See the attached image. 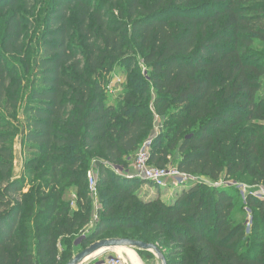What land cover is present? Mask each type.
<instances>
[{
    "label": "trees",
    "instance_id": "obj_1",
    "mask_svg": "<svg viewBox=\"0 0 264 264\" xmlns=\"http://www.w3.org/2000/svg\"><path fill=\"white\" fill-rule=\"evenodd\" d=\"M43 2L40 55L20 78L8 58L24 56ZM118 68L127 82L112 100ZM263 90L264 0H0V264H64L91 227L84 247L130 239L168 249V264H264V202L203 182L146 200L150 183L124 176L152 137L151 166L264 186ZM21 129L30 165L47 166L27 192L13 163Z\"/></svg>",
    "mask_w": 264,
    "mask_h": 264
},
{
    "label": "rangeland",
    "instance_id": "obj_2",
    "mask_svg": "<svg viewBox=\"0 0 264 264\" xmlns=\"http://www.w3.org/2000/svg\"><path fill=\"white\" fill-rule=\"evenodd\" d=\"M48 9H49V6L47 5V2H43V4H40L38 6L33 16H30V25L26 29V33H25V40H24L25 41V54L24 56L20 58H15V57L8 58L9 66H12L14 69L15 68L18 69L17 75L20 76V78H24V75L22 72L24 71V67L26 65H29V63H32L36 59V57L40 55V46H41V41H42L41 38H43V29L46 24L45 19L46 17H48ZM138 65H140L142 72L146 74L147 67L142 62L140 63V61ZM111 76H112L111 80H109V77H108L109 82H108V86L106 90L108 92V96H111L113 100V99H116V97L120 93H122V91L124 90V85L127 82V71L125 68H118L117 72H115ZM25 84L26 82H24V85ZM262 94H264V90L262 91ZM23 113H24V108L22 107L21 110L17 112V116L18 118H20L21 121L24 122ZM10 119L11 121H13V118L9 117V120ZM155 123L156 125H155L153 136L158 135L163 130L161 119L156 118ZM262 124L264 125V122ZM21 132H22V129L19 132V135L13 140V145H12L13 163H14V173L17 176V178L23 180L24 182L23 185L27 188L25 192H27L29 188H37L39 185H42V183L45 180H42L40 178V174H41V171L47 168V166L44 165L42 167V160H39V161L37 160L38 163L34 164L33 166L30 165L33 162H35V160L37 159V155H35L36 153H31L30 151H28L25 143H23V135L21 134ZM150 139H153V138L151 137L149 138V140ZM99 162L100 160L98 159L94 163L95 168L92 167L90 171V173H93L94 176L96 175L97 178H98ZM134 162H135V157L132 159L130 163V167L134 165ZM171 166H174L173 161L167 167H171ZM40 167H42L41 171H38ZM93 168H94V171H93ZM200 180L203 183H207L210 186H215L216 184H218L219 186L225 183L222 177L215 180L214 177H211L209 175L201 176ZM246 183H249V182L246 181L245 184ZM188 187L189 186H187V188ZM140 188H141L140 196L146 200L157 199L159 197L157 195L158 191L161 193L166 192L165 189L159 190L158 188L151 186L150 184H146V185L141 184ZM182 189H184V187H179L177 190H182ZM171 191L174 193V189H171ZM167 192H170V191H167ZM172 192L171 194L173 195ZM72 198L76 200L75 192L73 193ZM92 199L94 200V198ZM96 200H95L96 203L99 205L101 209V206L98 202V198ZM72 206L74 208L75 205L72 204ZM98 213L100 214V210ZM91 229L92 227L89 230H84V232L80 233L79 235L73 238V243H72L71 248L67 249L69 250V252L72 253V258L89 247V246L88 247L82 246V243H83V239L86 237V235L89 234ZM114 239H117V238H114ZM161 247L163 248V250L162 248L160 249L162 254L164 255L165 258H168L166 260H168L169 262H172V259H169V256H168L169 254L168 249H164L163 246ZM61 250H63L62 247H61ZM121 250L125 254L128 264H160L158 258L156 257L154 253H151L152 257H147L145 253H141L139 250H136V249H121ZM134 252L138 255L140 259L136 257H130L132 256ZM115 256H117V253H115L114 251H108L105 253L96 254L90 257L89 259H87L85 264H108V261L110 260V258H113ZM68 261H66L64 264H66Z\"/></svg>",
    "mask_w": 264,
    "mask_h": 264
},
{
    "label": "built area",
    "instance_id": "obj_3",
    "mask_svg": "<svg viewBox=\"0 0 264 264\" xmlns=\"http://www.w3.org/2000/svg\"><path fill=\"white\" fill-rule=\"evenodd\" d=\"M152 140H147L140 147L138 152L135 155V162L133 165V173L130 171H125V177L128 179H141L147 181L150 184H153L155 187L168 188V187H184L190 183L202 182L201 177H193L187 174L181 173L176 167H167V168H157L149 164L150 151L152 149ZM95 168V167H94ZM93 168V171H94ZM97 177L93 173L89 174L88 182L89 188L91 191V197L96 200L98 198L97 186ZM225 183L219 186L224 187H234L236 191L241 195L242 202L247 205V198L249 196L254 197L257 200L264 202V186H251L245 183H237L229 180H224ZM216 187L218 184L215 185ZM97 201V200H96ZM247 208V207H246ZM100 207L97 204L95 208L94 220H97L99 217ZM247 210V209H246ZM248 212V228L252 224V214L249 210ZM108 264H127L126 260L117 255L113 258H110Z\"/></svg>",
    "mask_w": 264,
    "mask_h": 264
},
{
    "label": "water",
    "instance_id": "obj_4",
    "mask_svg": "<svg viewBox=\"0 0 264 264\" xmlns=\"http://www.w3.org/2000/svg\"><path fill=\"white\" fill-rule=\"evenodd\" d=\"M122 170V169H120ZM118 248H129L140 251H147L154 253L158 258L160 264H168L166 258L162 254L161 250L153 244H147L141 241L130 240V239H105L95 242L87 249L83 250L76 256H74L68 264H85L86 260L93 255L113 251Z\"/></svg>",
    "mask_w": 264,
    "mask_h": 264
},
{
    "label": "crops",
    "instance_id": "obj_5",
    "mask_svg": "<svg viewBox=\"0 0 264 264\" xmlns=\"http://www.w3.org/2000/svg\"><path fill=\"white\" fill-rule=\"evenodd\" d=\"M127 171H130V172H132L133 171V166H131L130 167V169H128ZM171 189H173V187H168V188H165V191L166 192H157V195L163 200V201H167V200H169V198L171 197ZM167 191H170V192H167ZM173 193V192H172ZM167 199V200H166ZM130 257H136V258H139L138 257V255L134 252L133 254H132V256H130ZM140 259V258H139ZM132 260H133V258H132ZM142 262V261H141Z\"/></svg>",
    "mask_w": 264,
    "mask_h": 264
},
{
    "label": "bare ground",
    "instance_id": "obj_6",
    "mask_svg": "<svg viewBox=\"0 0 264 264\" xmlns=\"http://www.w3.org/2000/svg\"><path fill=\"white\" fill-rule=\"evenodd\" d=\"M121 249H129V248H118V249H114L113 251H114L115 253H117V255H120L121 257H123V258L126 260L125 254L122 252ZM126 262H127V260H126ZM127 264H128V263H127Z\"/></svg>",
    "mask_w": 264,
    "mask_h": 264
}]
</instances>
